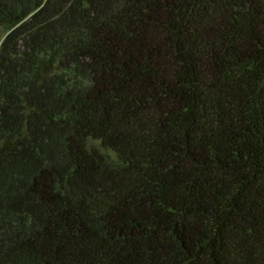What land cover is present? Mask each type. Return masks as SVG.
Masks as SVG:
<instances>
[{"label": "trees", "instance_id": "obj_1", "mask_svg": "<svg viewBox=\"0 0 264 264\" xmlns=\"http://www.w3.org/2000/svg\"><path fill=\"white\" fill-rule=\"evenodd\" d=\"M0 264H264V0H0Z\"/></svg>", "mask_w": 264, "mask_h": 264}]
</instances>
